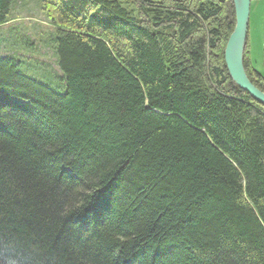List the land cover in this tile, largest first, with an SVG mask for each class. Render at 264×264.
<instances>
[{"label": "trees", "instance_id": "trees-1", "mask_svg": "<svg viewBox=\"0 0 264 264\" xmlns=\"http://www.w3.org/2000/svg\"><path fill=\"white\" fill-rule=\"evenodd\" d=\"M38 1L67 91L0 57V264H264V105L226 66L233 0Z\"/></svg>", "mask_w": 264, "mask_h": 264}, {"label": "rangeland", "instance_id": "rangeland-1", "mask_svg": "<svg viewBox=\"0 0 264 264\" xmlns=\"http://www.w3.org/2000/svg\"><path fill=\"white\" fill-rule=\"evenodd\" d=\"M9 20L0 28V57L14 58L24 75L59 94L66 93L55 47L50 43L54 30L39 1L16 0ZM248 43L252 66L264 78V0L252 1Z\"/></svg>", "mask_w": 264, "mask_h": 264}, {"label": "water", "instance_id": "water-1", "mask_svg": "<svg viewBox=\"0 0 264 264\" xmlns=\"http://www.w3.org/2000/svg\"><path fill=\"white\" fill-rule=\"evenodd\" d=\"M235 27L227 42L224 57L233 82L256 102L264 105V92L249 79L244 66V53L249 36L252 0H233Z\"/></svg>", "mask_w": 264, "mask_h": 264}]
</instances>
